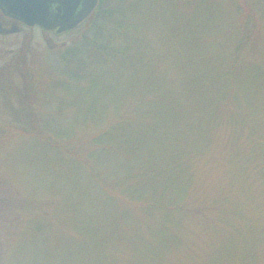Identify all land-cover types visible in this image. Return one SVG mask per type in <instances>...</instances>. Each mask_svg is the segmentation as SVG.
Wrapping results in <instances>:
<instances>
[{
    "label": "rangeland",
    "instance_id": "1",
    "mask_svg": "<svg viewBox=\"0 0 264 264\" xmlns=\"http://www.w3.org/2000/svg\"><path fill=\"white\" fill-rule=\"evenodd\" d=\"M239 1H105L106 11L116 20L124 12L134 30L128 44L134 50L105 74L114 93L151 91L160 105L173 97L178 119L201 126L209 144L196 164L202 173L190 190L188 213L166 229L146 207L115 194L112 200L73 157L19 131L10 113L44 110L38 101L28 105V86L46 92L63 49L88 26L56 34L15 22L16 31L0 35V264H122L136 253L147 264H264V177L246 156L248 126L264 116V18L235 12ZM234 58L231 81L244 64L239 90H216L213 66L231 70ZM141 64L149 66L146 73ZM226 102L238 107H226L231 124L218 127L215 118L204 125L202 117ZM21 119L28 124L32 116Z\"/></svg>",
    "mask_w": 264,
    "mask_h": 264
},
{
    "label": "trees",
    "instance_id": "2",
    "mask_svg": "<svg viewBox=\"0 0 264 264\" xmlns=\"http://www.w3.org/2000/svg\"><path fill=\"white\" fill-rule=\"evenodd\" d=\"M105 1L98 0L95 10L80 25L88 26L86 33L60 52V60L51 70L55 77H49L47 91L35 94L36 83L28 86L27 91L33 93L29 92L28 105L38 101L44 110L28 107L23 109L24 114L12 108L10 113L21 124L19 131L39 136L60 156L73 157V164L85 171L98 189L110 190L112 200L115 194L146 207L158 215L153 218L157 225L166 229L174 219L188 213L190 190L196 174L202 173L196 164L208 153L209 144L201 135V126L178 119L173 97L160 105V96L151 91L114 93L105 74L117 58L134 50L128 45L134 42V30L124 12L116 20L114 12L106 11ZM233 8L235 12H262L264 18V0L233 2ZM235 58L231 70L228 67L219 71L224 63L213 66L216 76L212 79L219 82L216 90H239L244 64L235 82L231 81L238 63ZM148 69L147 64L140 65L141 72ZM233 105L218 104L201 121L206 125L216 118L217 126L225 127L231 124L230 118H224L226 107ZM23 115L32 116V120L27 124L21 119ZM260 115L248 126L246 156L249 167L264 177V116ZM63 120L67 123H61ZM79 134L85 138L78 139ZM213 205L214 202L209 208ZM136 254L122 264H147L139 254V261L134 262Z\"/></svg>",
    "mask_w": 264,
    "mask_h": 264
},
{
    "label": "water",
    "instance_id": "3",
    "mask_svg": "<svg viewBox=\"0 0 264 264\" xmlns=\"http://www.w3.org/2000/svg\"><path fill=\"white\" fill-rule=\"evenodd\" d=\"M98 0H0L1 13L26 27L63 34L76 29Z\"/></svg>",
    "mask_w": 264,
    "mask_h": 264
},
{
    "label": "flooded vegetation",
    "instance_id": "4",
    "mask_svg": "<svg viewBox=\"0 0 264 264\" xmlns=\"http://www.w3.org/2000/svg\"><path fill=\"white\" fill-rule=\"evenodd\" d=\"M1 12L2 11L0 10V15L3 16V19L5 21H9L10 23L9 24H5L2 21L0 22V35L7 34L8 32L16 31L17 26L15 25V22H17V21L14 20V19H11V18H8V17L4 16Z\"/></svg>",
    "mask_w": 264,
    "mask_h": 264
}]
</instances>
